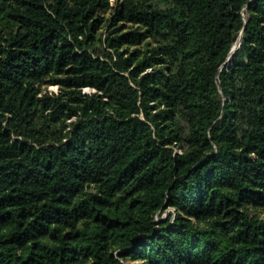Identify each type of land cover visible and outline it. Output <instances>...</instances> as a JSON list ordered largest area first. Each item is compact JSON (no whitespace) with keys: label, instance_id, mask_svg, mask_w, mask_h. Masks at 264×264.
Instances as JSON below:
<instances>
[{"label":"trees","instance_id":"1","mask_svg":"<svg viewBox=\"0 0 264 264\" xmlns=\"http://www.w3.org/2000/svg\"><path fill=\"white\" fill-rule=\"evenodd\" d=\"M0 264H264V0H0Z\"/></svg>","mask_w":264,"mask_h":264},{"label":"water","instance_id":"2","mask_svg":"<svg viewBox=\"0 0 264 264\" xmlns=\"http://www.w3.org/2000/svg\"><path fill=\"white\" fill-rule=\"evenodd\" d=\"M249 4H250V2H248V3L244 6V8H243L244 11L247 10V7H248ZM244 14H245V13H244ZM241 34H242V30H241V32H240V34H239V36H238V40H237V42L234 43V44L232 45L231 50H230V53H229V55H228L226 61H224V62L222 63V66L225 65V64L228 65L229 62L232 60V54H233L234 50L238 47V45H239V43H240Z\"/></svg>","mask_w":264,"mask_h":264},{"label":"rangeland","instance_id":"3","mask_svg":"<svg viewBox=\"0 0 264 264\" xmlns=\"http://www.w3.org/2000/svg\"><path fill=\"white\" fill-rule=\"evenodd\" d=\"M49 89H53V90H55L56 87H55V86H49ZM85 90H88V89H85Z\"/></svg>","mask_w":264,"mask_h":264}]
</instances>
